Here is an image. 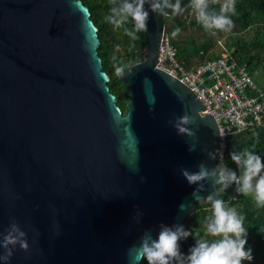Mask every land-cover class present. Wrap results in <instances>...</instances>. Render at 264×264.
I'll list each match as a JSON object with an SVG mask.
<instances>
[{
	"label": "water",
	"instance_id": "1",
	"mask_svg": "<svg viewBox=\"0 0 264 264\" xmlns=\"http://www.w3.org/2000/svg\"><path fill=\"white\" fill-rule=\"evenodd\" d=\"M150 3L144 60L119 75L123 114L83 3L0 0V232L14 217L30 245L10 264H132L142 237L185 229L213 195L215 176L190 184L181 170L211 173L227 139L196 95L156 68L166 30ZM185 113L194 136L169 123Z\"/></svg>",
	"mask_w": 264,
	"mask_h": 264
},
{
	"label": "trees",
	"instance_id": "2",
	"mask_svg": "<svg viewBox=\"0 0 264 264\" xmlns=\"http://www.w3.org/2000/svg\"><path fill=\"white\" fill-rule=\"evenodd\" d=\"M80 2L89 10L90 19L97 29L100 42L98 55L102 61L103 71L109 79L110 92L115 96L117 106L125 114L129 95L119 75L125 73L128 67L141 61L140 43L144 39L143 32L139 33L138 39L133 41L124 31L126 27H131L130 23L114 29L104 20L110 6L118 4L120 0H80ZM234 2L236 12L230 13L234 20L230 31L217 30L214 33L206 31L197 21L194 13L190 15V0H181L185 11L179 15L163 16L158 13L169 43L176 50L177 60L187 69L193 70L199 65L217 59L224 52L229 53L238 62L245 63L252 76L257 69L264 68V0H234ZM223 3L224 0H209L210 7L217 11ZM167 11L171 10L167 9ZM177 26L181 28V31L176 36H172ZM188 29H190L189 34L186 33ZM218 41H221V45ZM116 66H123L124 71L116 73ZM261 88L264 89V87ZM246 147L252 148L264 157V129L243 131L227 137L216 169L223 165L240 175L242 170L231 159V153ZM220 188L218 184L212 196L222 198L227 206H234L244 216V224L247 228L245 247H251L253 253V260L245 261L244 264H264V208H258L250 196L238 192L235 182L223 191ZM211 215L212 206L207 199L204 204L196 205L195 212L185 220V229L190 233L180 249L185 260L198 240L213 239L205 231L207 218ZM140 264H147V260H142Z\"/></svg>",
	"mask_w": 264,
	"mask_h": 264
},
{
	"label": "clouds",
	"instance_id": "3",
	"mask_svg": "<svg viewBox=\"0 0 264 264\" xmlns=\"http://www.w3.org/2000/svg\"><path fill=\"white\" fill-rule=\"evenodd\" d=\"M145 3L146 0H120L118 4L110 6L104 20L114 29L130 23L131 27H126L124 31L135 41L139 33L147 29L149 12L144 7ZM73 4L80 5V0H73ZM190 7L197 21L206 31L213 33L217 30L230 31L234 25L230 15L236 12L234 0H224L218 11L210 7L209 0H190ZM150 8L163 16H176L185 11L181 0H151ZM180 31V27H175L172 36H176ZM115 71L122 73L124 67L116 66ZM194 122L195 117L187 113L169 121L177 134L189 136L195 135L194 130L188 127ZM194 147L195 145H192L190 150ZM231 159L242 170L240 175L223 165L211 173L203 165L196 172L182 169V175L190 184L213 175L221 186V191L235 182L238 192L250 196L258 208H264V157L252 148L246 147L240 151H233ZM207 199L211 202L212 215L207 218L205 231L213 239L198 240L185 260L178 241L182 237H187L189 231L182 225L174 228L164 226L157 239H152L148 234L142 237L141 243L135 248L132 264H138L145 259L147 264H170L173 258L178 264H244L245 261H252V248L245 247L247 228L244 224V216L234 206H227L222 198L208 196ZM33 231L38 233L37 229ZM29 246L28 232L18 220L11 218L7 229L0 232V264H10L17 247L27 251Z\"/></svg>",
	"mask_w": 264,
	"mask_h": 264
},
{
	"label": "built area",
	"instance_id": "4",
	"mask_svg": "<svg viewBox=\"0 0 264 264\" xmlns=\"http://www.w3.org/2000/svg\"><path fill=\"white\" fill-rule=\"evenodd\" d=\"M190 15L193 10L190 7ZM156 68L168 71L187 86L215 120L221 139L243 131L264 129V89L256 84L245 63L224 52L219 58L189 70L176 58L167 36L159 47ZM224 145L219 143V158Z\"/></svg>",
	"mask_w": 264,
	"mask_h": 264
},
{
	"label": "rangeland",
	"instance_id": "5",
	"mask_svg": "<svg viewBox=\"0 0 264 264\" xmlns=\"http://www.w3.org/2000/svg\"><path fill=\"white\" fill-rule=\"evenodd\" d=\"M189 30L190 29H188V31H186L187 34L190 33ZM200 36H201V34H200ZM218 44L221 45V41L220 42L218 41ZM253 78H254V81L256 82V84L258 86L264 87V68L257 69V71L253 73Z\"/></svg>",
	"mask_w": 264,
	"mask_h": 264
},
{
	"label": "flooded vegetation",
	"instance_id": "6",
	"mask_svg": "<svg viewBox=\"0 0 264 264\" xmlns=\"http://www.w3.org/2000/svg\"><path fill=\"white\" fill-rule=\"evenodd\" d=\"M141 44V43H140ZM143 51H142V47L140 46V62H142L143 60H144V57H143V53H142ZM140 62H138V63H140ZM136 64V63H135Z\"/></svg>",
	"mask_w": 264,
	"mask_h": 264
}]
</instances>
